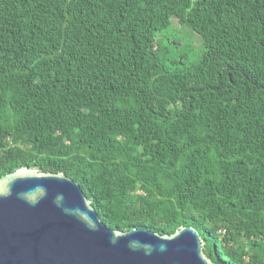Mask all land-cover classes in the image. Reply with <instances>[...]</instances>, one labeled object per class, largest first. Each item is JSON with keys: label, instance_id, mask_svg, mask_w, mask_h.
<instances>
[{"label": "trees", "instance_id": "trees-1", "mask_svg": "<svg viewBox=\"0 0 264 264\" xmlns=\"http://www.w3.org/2000/svg\"><path fill=\"white\" fill-rule=\"evenodd\" d=\"M173 25L199 63L163 56ZM22 169L78 182L111 230L264 264V0H0V179Z\"/></svg>", "mask_w": 264, "mask_h": 264}, {"label": "water", "instance_id": "water-1", "mask_svg": "<svg viewBox=\"0 0 264 264\" xmlns=\"http://www.w3.org/2000/svg\"><path fill=\"white\" fill-rule=\"evenodd\" d=\"M0 264H215L198 231L107 228L78 182L22 169L0 179Z\"/></svg>", "mask_w": 264, "mask_h": 264}, {"label": "rangeland", "instance_id": "rangeland-1", "mask_svg": "<svg viewBox=\"0 0 264 264\" xmlns=\"http://www.w3.org/2000/svg\"><path fill=\"white\" fill-rule=\"evenodd\" d=\"M173 23L175 26L179 24L176 20ZM174 25L166 33L159 35L167 36L164 37V43L161 44L162 53L165 50L163 56L169 62L175 63L174 65L170 64L174 69H183L191 63H199L205 51L200 37L193 34L188 27L175 28ZM167 39L176 40L177 45L170 44Z\"/></svg>", "mask_w": 264, "mask_h": 264}]
</instances>
